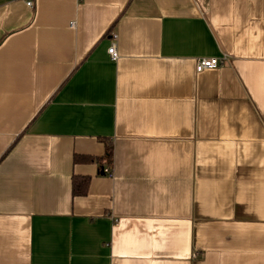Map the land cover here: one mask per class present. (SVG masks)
Instances as JSON below:
<instances>
[{"label":"crops","instance_id":"1","mask_svg":"<svg viewBox=\"0 0 264 264\" xmlns=\"http://www.w3.org/2000/svg\"><path fill=\"white\" fill-rule=\"evenodd\" d=\"M28 1L0 0V264H264V0Z\"/></svg>","mask_w":264,"mask_h":264},{"label":"built area","instance_id":"2","mask_svg":"<svg viewBox=\"0 0 264 264\" xmlns=\"http://www.w3.org/2000/svg\"><path fill=\"white\" fill-rule=\"evenodd\" d=\"M27 5L30 8H33L34 7V2L29 0L27 2ZM72 27H74V24H72ZM117 39H118L117 34H113V44L108 49V53H109L112 61H117L120 58L119 53L117 51V46H116ZM226 59L227 58L225 57V59L223 61H225ZM223 61H221L220 59H217V58H211V59L202 58V59H199L197 61L196 70H197L198 73H201V72L206 71V70L216 69V68L220 67L223 64ZM103 172L106 175H108V176H112L113 175L112 167H106L103 170Z\"/></svg>","mask_w":264,"mask_h":264},{"label":"trees","instance_id":"3","mask_svg":"<svg viewBox=\"0 0 264 264\" xmlns=\"http://www.w3.org/2000/svg\"><path fill=\"white\" fill-rule=\"evenodd\" d=\"M107 158H108V163H113V151L111 147H108L107 150ZM78 161H94V159H91L89 157H82V158H76ZM103 172V170H102ZM90 185V178L89 177H84L82 179L75 178L74 183H73V193L74 196H84L86 195L88 188Z\"/></svg>","mask_w":264,"mask_h":264}]
</instances>
